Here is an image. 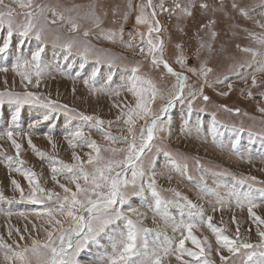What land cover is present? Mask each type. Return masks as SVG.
Segmentation results:
<instances>
[{"label":"rangeland","instance_id":"obj_1","mask_svg":"<svg viewBox=\"0 0 264 264\" xmlns=\"http://www.w3.org/2000/svg\"><path fill=\"white\" fill-rule=\"evenodd\" d=\"M141 2L142 0H131L134 10L124 22L122 15L128 10V0H33L31 10L38 13L35 23L38 28H44L43 36L47 43L45 52L42 54L44 73L40 78L39 86H34L36 80L34 74L31 77L32 84H29L28 81L21 82V77L11 69V57L6 61L0 60V66L9 68L6 73L0 72V93L10 91L23 94L29 91L39 96L42 102L52 100L74 110V112L69 113L67 118L61 113L57 120L45 122L37 125L34 129H29V118L35 117L38 112H42L44 109L29 105H25L22 109L19 131L23 135L16 136L15 139L21 144L20 159L24 163L22 165L14 163L12 167L19 166L23 169H30L36 174L35 182L48 192L64 195L59 185L51 179L53 161L50 158L54 157L55 160L64 164H75L77 161L73 160V152L80 157L81 161H87V154L89 153L95 155L91 148L86 145L80 146L79 141H75L78 144L77 147L69 146L65 136L70 129L82 127L85 138L95 141L102 149L126 147L123 142L113 143L106 140L104 133H110L114 137L128 135V126L123 123V119L117 121L116 118L122 111H128L125 105L135 106L136 98L129 91L132 86V68L138 67L139 71L136 75L143 81H151L160 95L167 97L174 90L175 77L169 75L162 65L154 67L151 64V56L140 53V47H144L145 53H147V41L149 39L148 25L136 24L138 11L135 10V6ZM160 2L161 0H153L154 5H159ZM163 3L166 8H173L174 12H161L159 7L156 8V19L159 21L161 31L159 33L153 32L151 38L154 42L157 40L164 42V58L177 72L183 70L175 62V54L179 52L176 45H182L188 66L197 67L200 61L196 59L194 53L200 38L209 39L207 34L209 30H202L197 33V29L209 20L216 21L211 27V31L217 33L213 42L214 50L211 55L207 51L201 53L202 58L207 61V66L213 69L207 77L212 87L204 86V94L211 97V101L205 104L201 98H197L193 103V115L189 130H182V120L187 111L188 93L190 90H195L194 85L203 84L204 80L203 76L197 77L184 72V75L189 76L184 93L185 102H176L175 106L169 110L171 124H165L167 129L165 132L156 133V137L151 142L153 145L151 152L143 156V166L147 172L151 161L155 160L156 187L165 201H171L168 205V212L177 223L181 219L185 222L189 219V209L181 207L185 202L175 195L176 192H179L181 196L187 197L193 204L203 208L205 220L208 216H212L213 225L222 229L223 234L229 239H237L236 230L239 227L240 243L249 242L253 245L264 243L257 235V225L252 222L247 206L237 207L235 199L231 198V202L226 203L221 208L216 203L215 196L205 195L200 187H197L198 185L207 187L228 201L230 199L228 193L233 187L240 191L248 190L247 183L243 186L237 184L239 179L255 177V181L248 182L252 184L256 202L260 205L253 211L264 218V199H261L259 193L256 192L257 189L264 188V183H261L264 182V112L259 111L260 108H264V72L255 71L264 63V46L258 44L249 35V33H254L257 37L264 35V28L257 24V22L264 24V0H223V7H221L220 0H163ZM176 3L188 7L193 15L187 16L179 9H175ZM201 3L207 4L208 8L201 9L199 7ZM233 3L247 11L248 17L241 15L239 8L233 9ZM5 4L15 8L17 14L29 10H22L18 4L11 3V0H5ZM37 5L43 8L42 12L36 8ZM93 5L97 15L101 17L100 27H95L88 16L90 6ZM114 9H118L116 15H113ZM53 10L58 15L62 14L64 19L60 20L54 17ZM147 11L150 12L151 9ZM45 18H47V23ZM69 18L78 25L77 31H71ZM53 19H56L55 24L50 23ZM23 22V15L15 16L16 24ZM121 27L123 28V41L119 35L116 37L115 43L104 38L107 32H119ZM85 31L89 32L88 36H84ZM68 42L74 43V47L72 55L66 61L64 59L65 51L60 45ZM37 43L35 39L26 43L24 45L25 53L34 49ZM129 43L132 45L130 48L126 47ZM85 47L90 49L87 61L92 62L86 61L84 70L79 75L68 76L66 75L69 72L68 69L67 71L64 69L62 70L63 76H58L55 61L62 64L64 68H68L71 62L80 64L82 57L78 53ZM241 48H249L252 51H241ZM13 50H15V37ZM253 52L259 54L253 57ZM97 59L100 60L98 65L96 64ZM109 62L112 64L111 68L108 66ZM249 64L252 66L248 67ZM94 67H99V74L94 80H89L86 85L84 80L88 79ZM34 72L35 69H33ZM109 74L112 75L110 82L108 81ZM253 74H255L257 81L255 87L252 85ZM225 77L228 79L223 84L216 83L218 79L224 80ZM229 83L232 85L231 90L227 86ZM142 86L148 87L147 84ZM86 89H91V92ZM93 89H102V91H94ZM117 89L120 93L118 96L111 94L118 91ZM218 92H227L228 95L219 96L217 95ZM249 92H251V96L248 95ZM160 95L151 104L153 110L165 102V100L160 99ZM221 106H226L233 111H225L224 107ZM11 107L7 103L0 107L3 120L6 122H4V126L0 124V132L8 126V114ZM199 108L205 110L200 112L198 111ZM235 109H239V112L234 111ZM78 113L97 117L105 123L102 126L90 127L89 125L94 124V121L84 122L72 118ZM213 114L216 120L214 129L212 127ZM197 117L202 120V127L198 132L196 130ZM66 119H71L68 128H65ZM109 121L112 122L111 126L108 124ZM53 124L54 127H52ZM143 124L144 121H137L135 125L137 132ZM28 134L31 135L32 143L36 149L45 154L43 159L29 146ZM48 134H51L57 145L55 151L47 139ZM233 145H235L234 148ZM157 148L161 149L159 153ZM164 152H168L171 160L176 161L181 166L186 165V171L183 175L175 170ZM101 154L106 159L113 157L111 152L102 151ZM123 155V153L118 152L115 154V158L120 159ZM7 156L15 158L16 150L5 137L0 139V191H3L6 197H15V199L11 203L0 201V238L4 243L11 245L13 251H20L24 247L31 246L34 239L42 242L47 240L45 231V229H49L47 220L38 217L36 213H43L46 207L53 206L54 200L52 202L45 201L44 204L21 202L20 194L14 191L11 181L15 179L21 185L25 196L30 191L29 181L21 173L9 169ZM88 170H91L90 166ZM148 175L145 176V180L148 179ZM189 176L191 179H188ZM57 178L60 184H65L75 191V185L71 184L64 174H58ZM128 178H131L130 173ZM80 183L83 184V181L81 180ZM41 195L43 194L37 193V196ZM145 196L146 199L133 196L130 198V203L140 212L145 213L147 218L143 220V226L154 230L151 239H158L159 243L164 246H167L171 241L174 246L178 247L179 239L182 238L181 233L179 231L173 232L170 224L166 225L161 217L153 216L152 211L148 208V204L152 202V197L147 191ZM214 205L217 208L216 211L212 210ZM8 211H11L13 215H6L5 213ZM181 211H183V216H181ZM21 212L25 215H19ZM60 218L64 219L63 217ZM65 227H67V221H65ZM10 232L11 235H9ZM157 232L160 233L159 237H156ZM192 234L201 241L207 237L215 250L216 237L206 224L198 225L192 230ZM21 235L24 236L23 240L20 239ZM183 236H187V230H184ZM185 248L199 251L190 240H185ZM256 250L260 251L261 249ZM5 251L6 249H0V264H20L18 260L6 261L4 259ZM29 255L31 256V254ZM223 255L229 254L224 251ZM77 258L83 262L99 259V256L95 251H85L81 252ZM182 259L188 261L189 264H198L189 256H183ZM209 259H214L219 264V257L215 256V251ZM235 259L239 264V254ZM32 264H37L35 257H32ZM162 264H181V262L172 255L165 257Z\"/></svg>","mask_w":264,"mask_h":264},{"label":"snow or ice","instance_id":"obj_2","mask_svg":"<svg viewBox=\"0 0 264 264\" xmlns=\"http://www.w3.org/2000/svg\"><path fill=\"white\" fill-rule=\"evenodd\" d=\"M11 3L18 4V6L24 10L17 14L15 8L9 4H5V0H0V60L6 61L9 57L12 58L11 69L21 77V82L28 81L32 84V75L36 76L34 86H39L40 78L44 73V67L42 64V54L45 52L47 43L44 39L43 27H37L35 23L36 11L31 10L33 8V0H11ZM221 7H223V0H220ZM159 7L161 12L167 11L173 13V8H166L163 0L159 5H154L153 0H142L141 3L135 6V10L138 11L136 15L137 25H148V36L147 41L148 51L145 53L144 47H140V53L143 55L151 56V64L154 67L160 65L166 70V72L174 76L176 84L173 86L167 97L160 95L151 81H143L136 75L139 71L138 67L131 69L132 86L129 91L136 98L135 106L125 105L127 112H121L117 116V121L123 119V123L127 127V136L114 137L110 133H104V138L110 140L113 143L118 141L123 142L126 147L124 148H101L95 141L86 139L85 132L82 127H76L70 129L65 138L68 139L69 146L75 148L78 144L75 141L80 142V146L86 145L91 148L95 153L93 156L91 153L87 154V161H81L80 157L73 152V160L77 161L75 164H64L63 162L50 158L53 163L51 166L52 177L51 179L56 182L59 187L63 190L64 195L61 196L59 193L48 192L44 188L40 187L35 182L36 174L30 169H23L19 166L13 168L12 164L22 165L23 160L20 159L21 144L15 139L16 136H21L23 133L19 131L20 121L22 115V109L25 105L35 106L40 109H44L42 112H38L35 117L29 118L28 128L34 129L37 125L45 122H52L58 119L59 114L63 113L67 118L70 112H74L73 109H69L67 105H61L52 100L42 102L40 97L32 92L26 91L23 94L14 92L0 93V107L7 103L11 107L8 119L9 123L7 128L0 132V139L7 137V140L11 142L12 147L16 150V157L7 156L6 159L9 161V169L21 173L29 181L30 191L27 196L24 195V190L21 185L13 179L11 184L14 187V191L19 192L20 201H27L31 204H44L45 201L52 202L54 205L46 207L43 213H36L38 217L46 218L49 225V229H45L47 233L46 241L33 240L31 246L24 247L20 251H13L12 246L3 242L0 238V249H6L4 259L6 261L18 260L20 264H32V257H35L37 264H162V260L168 256H175L177 261L181 264H189L188 261H184L183 256H189L193 260L197 261L198 264H217L216 260L209 259L215 251V256L219 257V264H238L237 255L239 254V264H264V243L253 245L249 242H239V227L236 230L237 239H229L228 236L223 234V230L213 225L212 216H208L205 220L204 210L202 207L193 204L187 197L181 196L179 192L175 195L185 203L181 207L189 209V219L185 222L183 219L179 223L175 221V218L168 212V205L171 201H165L157 187H156V172H155V160L153 159L150 164V168L145 170L143 166V156L152 150V141L156 137L157 132H165V124L170 125V114L169 110L175 106L176 102H185V88L189 76L184 75V72L191 73L193 76H203V84L194 85L195 90H190L187 98V111L182 120L183 129L189 130V125L193 115V103L197 98H201L205 104L211 101V97L204 94V86L212 87V84L208 82V74L213 71L211 67L207 66V61L202 58L201 53L207 51L209 55L212 54L213 42L217 36L215 31H211L212 25L216 23L214 20H209L207 23L201 24L197 33L202 30H209L207 33L209 39L205 40L203 37L200 38L198 47L195 50V57L200 63L197 67H190L187 64V58L183 54L182 45L177 44L176 48L179 50L175 54V62L180 65L182 72H177L164 58V42L162 40L153 41L152 33H159L161 28L159 21L156 19L157 12L156 8ZM195 7V5H192ZM201 9H207L208 5L201 3L199 5ZM36 8L42 12L43 8L37 5ZM233 9H238L240 14L248 17L247 11L240 8L236 3L232 4ZM127 11L122 15L124 22L127 21L131 11H133V4L131 0H128ZM151 9V11H147ZM175 9H179L182 13L187 16H192L193 13L188 7H184L179 3L175 4ZM215 11V9H213ZM118 9L113 10V15L117 14ZM53 16L60 20L64 19L62 14H57L53 10ZM23 15L24 22L21 24L15 23V16ZM106 15V13H105ZM88 16L91 18L92 23L95 27H100L102 21L101 17L97 15L95 6H90ZM46 19V23L47 18ZM71 31L75 32L78 29V25L71 21ZM55 24L56 19L50 21ZM258 26L264 28V24ZM6 26V31H5ZM84 36H88L89 32L85 31ZM119 35L121 41H123V28L117 31H109L104 38L110 42L115 43L116 37ZM143 35V34H141ZM249 35L260 45L264 46V35L257 37L254 33ZM15 37V50H13V39ZM35 39L38 43L34 49H30L28 53L24 51V45ZM55 47V45H54ZM60 47L65 51L64 59L67 61L68 57L72 55L74 43L68 42ZM126 47H132L131 43L127 44ZM240 47L239 45L237 46ZM241 51L251 52L249 48H241ZM90 49L85 47L78 54L82 57L79 69L83 70L88 59ZM259 53L253 52V57ZM100 60H96L98 65ZM111 68V62L108 63ZM252 65L249 64L248 67ZM33 69L35 72L33 73ZM7 66H0V72H8ZM99 67H94L88 77L84 80L87 85L89 80H94L99 74ZM256 72H264V63L255 69ZM77 75L80 73L77 72ZM112 75L109 74L108 81L110 82ZM228 77L224 80H217L216 83L223 84ZM147 84L145 88L142 85ZM252 85H257L255 74L252 76ZM229 90L232 85L229 83ZM94 91H102L93 89ZM119 95V91L114 93ZM160 95V99L165 102L158 106L157 109L153 110L151 104L155 102L157 96ZM219 96H227V92H218ZM251 96V92L248 93ZM119 107V105H117ZM224 107L225 111H233ZM204 108H199L198 111L203 112ZM234 111L239 112V109ZM259 111L264 112V108H260ZM126 117V118H125ZM72 118L80 119L84 122H92L90 127L102 126L105 121L94 117L83 115L81 113L75 114ZM3 119V114L0 112V120ZM144 121V124L139 128L138 132L135 128L137 121ZM71 123V119H66L65 128ZM111 121L108 122L111 126ZM216 120L215 115L212 117V127L215 128ZM54 127V124L52 125ZM202 127V120L197 117L196 130L197 132ZM51 132V129H50ZM131 137V139H129ZM47 139L51 144L53 150L57 148L56 143L53 141L51 134H48ZM28 144L36 152V154L43 159L45 154L36 149L32 143L31 135L28 134ZM235 145H233V148ZM111 152L112 158H105L101 153ZM161 151L157 148V152ZM123 153V157L120 159L115 158L116 153ZM164 155L169 158L176 171L180 172L181 175L186 171V165L181 166L176 161L171 160L170 154L164 152ZM90 166L91 170H88ZM130 173V179L128 178ZM150 173V175H148ZM58 174H64L65 178L68 179L71 184L75 185V191L65 184H60L58 180ZM148 175V179L145 180V176ZM188 179H191L189 176ZM202 179V178H201ZM255 177H245L237 181L240 186L248 184L247 191H240L236 187H233L229 193V200L226 201L223 197L218 195L213 190L207 187H200V190L209 196L216 197V203L223 208L226 203L231 202V198L235 199L237 207L243 208L247 206L248 214L252 218V222L257 225V235L261 241H264V218L257 215L253 209L260 205L256 202V195L253 191V186L249 181H255ZM83 181V184L80 181ZM264 183V182H261ZM149 192L152 197V202L148 204V208L152 211L153 216L161 217L166 225L170 224L172 231L181 233V239H179L178 247L174 246L169 241L167 246L161 245L158 239H151L153 229L143 226V220L146 219V215L140 212L137 208L133 207L130 203V198L133 196L141 197L146 199L145 193ZM43 195L37 196V193ZM259 193V197L264 199V188L256 190ZM15 197L8 198L4 195L3 191H0V201H8L11 203ZM216 211L217 208L214 205L212 208ZM8 216L13 215L11 211L5 213ZM19 215L24 216L23 212ZM183 216V211H181ZM63 217L64 219H61ZM135 217V219H133ZM198 218V219H197ZM65 221H67V227H65ZM155 223V220L153 221ZM216 237V248L213 249V245L209 242L208 238L205 237L203 241L197 239L192 234V230L198 225H205ZM35 228V225H33ZM27 230V229H26ZM184 230H187V236H183ZM17 232L19 230L17 229ZM11 235V232L9 233ZM160 233H156V237H159ZM20 239L23 240L24 236L21 235ZM185 240H190L199 251H192L185 248ZM19 248V245H17ZM110 249V251H109ZM256 249H261L257 251ZM71 250V251H70ZM251 250V251H242ZM93 252L95 251L99 259H90L87 261H81L77 257L81 252ZM227 251L229 255H223V252ZM31 254V256L29 255ZM256 258V259H254Z\"/></svg>","mask_w":264,"mask_h":264},{"label":"crops","instance_id":"obj_3","mask_svg":"<svg viewBox=\"0 0 264 264\" xmlns=\"http://www.w3.org/2000/svg\"><path fill=\"white\" fill-rule=\"evenodd\" d=\"M1 62V61H0ZM87 62H92V61H87ZM55 63H56V74L58 75V76H63V71L62 70H66L67 71V69H68V73L66 74V75H68V76H72V75H77L76 73L77 72H79V73H81L83 70H81V69H79V64H76V62H71V63H69L70 65L68 66V68H64V66L62 65V64H60V63H58V62H56L55 61ZM86 90H88V91H90L91 92V89H86ZM118 91H119V89H117ZM125 91H126V89H125ZM4 120L2 119V120H0V124L1 125H3L4 126ZM6 123V122H5Z\"/></svg>","mask_w":264,"mask_h":264},{"label":"bare ground","instance_id":"obj_4","mask_svg":"<svg viewBox=\"0 0 264 264\" xmlns=\"http://www.w3.org/2000/svg\"><path fill=\"white\" fill-rule=\"evenodd\" d=\"M39 140V139H38ZM41 143V142H40ZM45 144V143H44ZM40 145V144H39ZM1 175V174H0Z\"/></svg>","mask_w":264,"mask_h":264}]
</instances>
